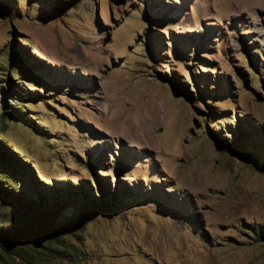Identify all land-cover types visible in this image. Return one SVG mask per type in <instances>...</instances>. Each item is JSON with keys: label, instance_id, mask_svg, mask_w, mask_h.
<instances>
[{"label": "rangeland", "instance_id": "374dc122", "mask_svg": "<svg viewBox=\"0 0 264 264\" xmlns=\"http://www.w3.org/2000/svg\"><path fill=\"white\" fill-rule=\"evenodd\" d=\"M0 264H264V0H0Z\"/></svg>", "mask_w": 264, "mask_h": 264}, {"label": "bare ground", "instance_id": "6f19581e", "mask_svg": "<svg viewBox=\"0 0 264 264\" xmlns=\"http://www.w3.org/2000/svg\"><path fill=\"white\" fill-rule=\"evenodd\" d=\"M245 1V0H244ZM249 1V0H248ZM253 2H255L256 3V1H259V2H261V0H252Z\"/></svg>", "mask_w": 264, "mask_h": 264}, {"label": "trees", "instance_id": "16d2710c", "mask_svg": "<svg viewBox=\"0 0 264 264\" xmlns=\"http://www.w3.org/2000/svg\"><path fill=\"white\" fill-rule=\"evenodd\" d=\"M9 238V237H8Z\"/></svg>", "mask_w": 264, "mask_h": 264}]
</instances>
